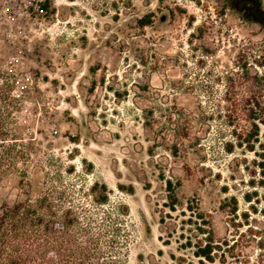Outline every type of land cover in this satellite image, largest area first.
<instances>
[{"label":"rangeland","instance_id":"374dc122","mask_svg":"<svg viewBox=\"0 0 264 264\" xmlns=\"http://www.w3.org/2000/svg\"><path fill=\"white\" fill-rule=\"evenodd\" d=\"M1 78L25 159L0 205L50 192L105 264H264L262 22L228 0H0Z\"/></svg>","mask_w":264,"mask_h":264},{"label":"trees","instance_id":"16d2710c","mask_svg":"<svg viewBox=\"0 0 264 264\" xmlns=\"http://www.w3.org/2000/svg\"><path fill=\"white\" fill-rule=\"evenodd\" d=\"M139 25L151 22L147 14L137 20ZM12 85L0 79V179L17 168V162L23 161V145L14 130V109L18 99L12 95ZM253 141L258 129L253 123ZM252 150V146H247ZM232 151L231 145L224 148ZM171 182L168 181V187ZM101 203L106 201L102 195ZM53 197L50 192H42L35 198H26L11 204L0 205V264H105L101 262V250L97 236H86V244H78L72 234L73 226L79 225L70 209L58 214L53 209ZM86 234L85 226H78ZM212 244L200 246L195 255L212 261Z\"/></svg>","mask_w":264,"mask_h":264},{"label":"flooded vegetation","instance_id":"af4514ba","mask_svg":"<svg viewBox=\"0 0 264 264\" xmlns=\"http://www.w3.org/2000/svg\"><path fill=\"white\" fill-rule=\"evenodd\" d=\"M228 2L245 16L264 24V6H261L258 0H228Z\"/></svg>","mask_w":264,"mask_h":264}]
</instances>
